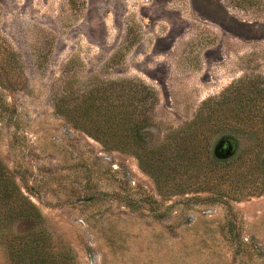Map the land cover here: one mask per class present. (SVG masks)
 I'll return each instance as SVG.
<instances>
[{
    "label": "rangeland",
    "instance_id": "374dc122",
    "mask_svg": "<svg viewBox=\"0 0 264 264\" xmlns=\"http://www.w3.org/2000/svg\"><path fill=\"white\" fill-rule=\"evenodd\" d=\"M109 81L140 144L60 111ZM0 164L34 204L0 264L34 230L70 264H264V0H0Z\"/></svg>",
    "mask_w": 264,
    "mask_h": 264
},
{
    "label": "trees",
    "instance_id": "16d2710c",
    "mask_svg": "<svg viewBox=\"0 0 264 264\" xmlns=\"http://www.w3.org/2000/svg\"><path fill=\"white\" fill-rule=\"evenodd\" d=\"M129 81H109L94 87L85 97L74 101L71 107L60 109L73 118L75 124L83 128L88 134L101 141L117 142L126 146L129 140L137 144L142 141L141 130L147 124L145 113L134 111V98L126 88ZM143 88H146L143 86ZM127 89V90H126ZM203 116L193 119L186 126L194 129L195 133L189 138V146H183L181 154L194 165L207 154L206 137L199 135L197 127L206 123ZM200 123H197V122ZM186 129V128H184ZM141 146V145H140ZM189 151H186V150ZM205 153V154H204ZM198 169H200L198 167ZM10 171L0 164V232L2 226L17 219L29 217L34 204L24 195L15 181L10 177ZM7 226V225H5ZM1 238V237H0ZM7 264H70L69 260L59 256L43 233L9 232L3 239Z\"/></svg>",
    "mask_w": 264,
    "mask_h": 264
},
{
    "label": "water",
    "instance_id": "95a60500",
    "mask_svg": "<svg viewBox=\"0 0 264 264\" xmlns=\"http://www.w3.org/2000/svg\"><path fill=\"white\" fill-rule=\"evenodd\" d=\"M234 140L230 137L223 138L216 146V153L220 157H226L234 150Z\"/></svg>",
    "mask_w": 264,
    "mask_h": 264
}]
</instances>
